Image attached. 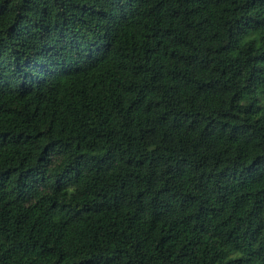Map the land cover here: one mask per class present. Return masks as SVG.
Wrapping results in <instances>:
<instances>
[{"label": "trees", "instance_id": "trees-1", "mask_svg": "<svg viewBox=\"0 0 264 264\" xmlns=\"http://www.w3.org/2000/svg\"><path fill=\"white\" fill-rule=\"evenodd\" d=\"M0 264H264V0H0Z\"/></svg>", "mask_w": 264, "mask_h": 264}]
</instances>
